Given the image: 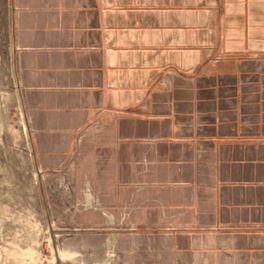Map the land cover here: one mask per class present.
Masks as SVG:
<instances>
[{
    "label": "crops",
    "instance_id": "crops-1",
    "mask_svg": "<svg viewBox=\"0 0 264 264\" xmlns=\"http://www.w3.org/2000/svg\"><path fill=\"white\" fill-rule=\"evenodd\" d=\"M12 2L37 165L129 264H264V0Z\"/></svg>",
    "mask_w": 264,
    "mask_h": 264
},
{
    "label": "rangeland",
    "instance_id": "rangeland-1",
    "mask_svg": "<svg viewBox=\"0 0 264 264\" xmlns=\"http://www.w3.org/2000/svg\"><path fill=\"white\" fill-rule=\"evenodd\" d=\"M12 1L0 0V264H129L121 231L89 189L37 165L16 80Z\"/></svg>",
    "mask_w": 264,
    "mask_h": 264
}]
</instances>
